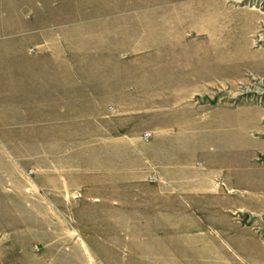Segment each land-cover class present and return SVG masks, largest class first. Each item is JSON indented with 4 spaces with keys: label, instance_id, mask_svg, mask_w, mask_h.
I'll return each mask as SVG.
<instances>
[{
    "label": "rangeland",
    "instance_id": "obj_1",
    "mask_svg": "<svg viewBox=\"0 0 264 264\" xmlns=\"http://www.w3.org/2000/svg\"><path fill=\"white\" fill-rule=\"evenodd\" d=\"M0 264H264V0H0Z\"/></svg>",
    "mask_w": 264,
    "mask_h": 264
}]
</instances>
